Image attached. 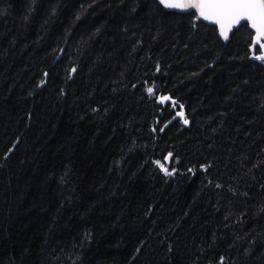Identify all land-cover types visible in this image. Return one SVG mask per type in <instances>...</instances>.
<instances>
[{"label":"trees","instance_id":"16d2710c","mask_svg":"<svg viewBox=\"0 0 264 264\" xmlns=\"http://www.w3.org/2000/svg\"><path fill=\"white\" fill-rule=\"evenodd\" d=\"M251 38L157 0H0V264H264Z\"/></svg>","mask_w":264,"mask_h":264},{"label":"snow or ice","instance_id":"6c2138e0","mask_svg":"<svg viewBox=\"0 0 264 264\" xmlns=\"http://www.w3.org/2000/svg\"><path fill=\"white\" fill-rule=\"evenodd\" d=\"M160 2L169 9L196 8L199 10L200 15L204 19L216 16L217 23H221L222 18L229 17L231 18L229 27H231L232 23H239L241 20L247 19L252 22V26L257 29L258 33L264 32V0H197V2L188 4H178L173 2V0H160ZM220 34L225 39L228 38V32L224 29L223 24H221ZM258 58L264 59V56ZM75 71L76 68H73L72 72ZM41 83H43V81H41ZM147 92L149 95H152L154 89L152 87H148ZM167 100L168 97H161L162 102ZM180 108L183 109V105H180ZM177 117L183 119V123L185 125L189 123V121L185 118L183 111L177 112ZM11 151L12 149L10 148L8 153H5V155L7 156ZM168 155L170 157L172 156V153H169ZM167 159L168 157H165V160ZM155 163H157L166 174L171 175V173L168 172V169L165 168L160 161H156ZM137 251H139V249H137ZM221 260H223V258H221Z\"/></svg>","mask_w":264,"mask_h":264},{"label":"water","instance_id":"95a60500","mask_svg":"<svg viewBox=\"0 0 264 264\" xmlns=\"http://www.w3.org/2000/svg\"><path fill=\"white\" fill-rule=\"evenodd\" d=\"M160 4V0H157ZM173 2L178 3V4H188V3H194L197 2V0H173ZM161 6L166 9V10H170V11H176V12H180V13H188V12H195L196 15L206 24L209 25H213L215 26L216 30H217V35L222 39V41L227 42L230 38V35L232 33V31L236 28H238L241 24L246 23L248 25V27L250 28V30L252 31V38H251V43L249 45V50L250 53L252 54V58L256 61H261L264 64V59H259L258 57H262L264 56V32H257V29L254 28L252 26V22L250 20L247 19H243L241 20L239 23H232L231 27H229V23H230V19L229 17H225L221 19V23H217V17L216 16H211L209 19H204L201 15L198 9L196 8H173V9H169L166 8L163 4H161ZM221 24H223L224 29L227 30L228 32V38L225 39L223 36H221L220 32H221ZM258 47L259 51L257 53H254L255 48ZM72 69L71 68V72H70V76L72 75ZM161 97H168L167 101H164L163 103L166 102H170L172 104L174 103H178L177 100L173 97H171L169 94H165L163 96H160L158 98V100L160 102L161 101ZM179 111H183V109H180ZM178 111V112H179ZM177 116V115H176Z\"/></svg>","mask_w":264,"mask_h":264}]
</instances>
